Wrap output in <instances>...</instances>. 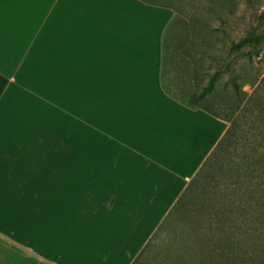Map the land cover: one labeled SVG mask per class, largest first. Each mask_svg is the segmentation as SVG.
I'll return each instance as SVG.
<instances>
[{
    "label": "crops",
    "instance_id": "1",
    "mask_svg": "<svg viewBox=\"0 0 264 264\" xmlns=\"http://www.w3.org/2000/svg\"><path fill=\"white\" fill-rule=\"evenodd\" d=\"M160 1L0 0V264H133L225 135Z\"/></svg>",
    "mask_w": 264,
    "mask_h": 264
},
{
    "label": "rangeland",
    "instance_id": "2",
    "mask_svg": "<svg viewBox=\"0 0 264 264\" xmlns=\"http://www.w3.org/2000/svg\"><path fill=\"white\" fill-rule=\"evenodd\" d=\"M163 1L176 8L180 17L169 26L171 46L164 77L167 92L187 104H195L193 94L210 83L205 73L222 65L213 89L197 103L233 122L232 144L214 168L215 185L219 191L227 187L242 191L241 209L230 222L245 226L244 240L250 250L245 264H264V40L241 52L230 51L232 43L249 32L264 31V0ZM220 16L231 21L225 24L218 20L213 26V17ZM213 30H227L229 36L213 40ZM203 50L218 53L224 63L208 57ZM184 53V57L179 56ZM211 197V193L205 196ZM253 225L259 232H250ZM206 226L208 219L200 217L197 206H191L180 222L170 224L153 240L140 264H182L180 256L184 250L180 243L186 240L189 248L198 250V232ZM149 259L153 262L148 263Z\"/></svg>",
    "mask_w": 264,
    "mask_h": 264
},
{
    "label": "trees",
    "instance_id": "3",
    "mask_svg": "<svg viewBox=\"0 0 264 264\" xmlns=\"http://www.w3.org/2000/svg\"><path fill=\"white\" fill-rule=\"evenodd\" d=\"M165 3L167 2L161 0L158 5H165ZM169 7L175 12L173 22H178L180 19L178 11L172 6ZM218 20L225 24L231 21L227 16L213 17V26L216 25ZM168 34L169 30L165 38L163 82L167 69L166 62L171 46ZM226 36H229L227 30L222 31L221 33H217L213 30V40L220 41ZM263 40L264 31L255 30L249 32L247 36L240 38L237 42L234 41L231 45L230 51L241 52L246 47L261 44ZM202 52L208 57L217 59L220 63H224L223 58L221 59L218 53L213 52L212 54L205 50ZM184 55L185 53L179 54L181 57H184ZM221 68L222 65H219L216 71L205 73L210 81L209 86L203 88L200 93H194L192 102H195V104L191 103L188 105L199 107L213 116L230 123V126L133 264L142 263V259L146 252L152 247L153 240L160 235L162 230L164 232L165 228H168L170 224H177L180 222L182 217L190 211V207L194 205L200 210V217L208 219V226L205 228L201 227L198 232V238L201 239L198 250L195 247L189 248L190 245L186 244V240L180 243L184 250V255L180 256L182 257V264H190L192 261L195 262L194 264H245L246 259L250 256V250H248L244 240V235L246 233L244 224L241 222L232 224V222H230L232 215L241 209L240 201L243 196L242 191L240 189H234L231 191L229 187L219 191L215 185L217 183V176L214 175V168L219 161L220 155H226L228 153L227 149L232 144V139L235 135L233 122L197 103V101L204 98L210 93L211 89H213V82L221 75ZM196 76H194V78H196ZM232 82L234 83V86L237 87L236 81L232 80ZM210 193L212 194V197L210 199L205 198L206 194ZM252 230L259 232L256 225H253L250 232H252ZM147 262L151 263L153 260L149 259Z\"/></svg>",
    "mask_w": 264,
    "mask_h": 264
}]
</instances>
